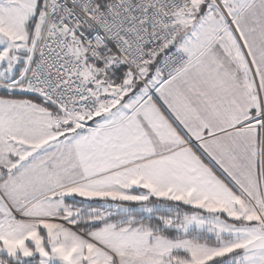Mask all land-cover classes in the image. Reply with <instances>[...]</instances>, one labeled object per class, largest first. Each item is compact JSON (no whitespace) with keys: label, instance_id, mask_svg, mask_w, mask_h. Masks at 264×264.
<instances>
[{"label":"snow or ice","instance_id":"1","mask_svg":"<svg viewBox=\"0 0 264 264\" xmlns=\"http://www.w3.org/2000/svg\"><path fill=\"white\" fill-rule=\"evenodd\" d=\"M0 264H264V0H0Z\"/></svg>","mask_w":264,"mask_h":264}]
</instances>
